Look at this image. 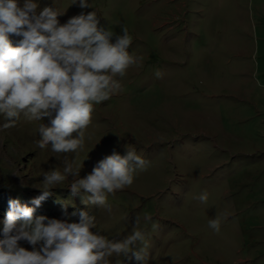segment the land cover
Returning a JSON list of instances; mask_svg holds the SVG:
<instances>
[{"label":"rangeland","instance_id":"obj_1","mask_svg":"<svg viewBox=\"0 0 264 264\" xmlns=\"http://www.w3.org/2000/svg\"><path fill=\"white\" fill-rule=\"evenodd\" d=\"M88 2L92 7L81 9L78 0H39L37 11L57 7L61 24L96 11L116 34L127 27L129 52L142 60L128 68L118 94L94 106L78 154L37 147L39 125L50 126L48 118H21L1 130L0 221L8 201L17 199L36 208L35 215L67 222H79L87 211L109 239L131 234L139 219L147 264H264V0ZM128 148L147 169L110 194L106 206L85 205L67 182L39 207L32 204L43 173L62 169L65 157H87L83 177ZM205 192L208 200L201 202ZM57 199L70 201L66 210ZM145 214L152 217L147 224ZM214 219L218 232L208 226ZM2 230L0 223V238Z\"/></svg>","mask_w":264,"mask_h":264},{"label":"clouds","instance_id":"obj_2","mask_svg":"<svg viewBox=\"0 0 264 264\" xmlns=\"http://www.w3.org/2000/svg\"><path fill=\"white\" fill-rule=\"evenodd\" d=\"M76 3L72 0L70 5ZM78 3L81 9L92 7L88 0ZM38 8L39 0H23L22 7L20 0H0V130L16 126L21 118H48L50 126L39 125L37 147L78 154L94 106L118 94L128 68L142 57L130 54L133 37L127 27L116 34L101 25L96 11H82L61 24L58 17L64 12L57 7ZM83 161L65 157L62 169L44 172L42 187H36L41 194L32 204L39 207L53 195L51 189L67 182L72 196L82 193L85 205L106 206L110 194L131 185L148 166L129 148L126 155L113 152L81 177ZM198 199L207 202L208 194ZM55 202L65 210L70 203ZM8 204L0 221V264H111L113 256L115 264H147L146 230L139 227V219L131 234L116 240L103 235L96 217L87 211L79 213V222H67L35 215L36 208L17 199ZM143 220L147 224L152 217L145 214ZM208 226L218 232L220 220H210Z\"/></svg>","mask_w":264,"mask_h":264},{"label":"bare ground","instance_id":"obj_3","mask_svg":"<svg viewBox=\"0 0 264 264\" xmlns=\"http://www.w3.org/2000/svg\"><path fill=\"white\" fill-rule=\"evenodd\" d=\"M1 131V130H0ZM2 134V131L0 132V135ZM17 151H19L18 149H16ZM1 157H3V154H0ZM5 158H7V156H5ZM2 159V158H1ZM6 160V159H5Z\"/></svg>","mask_w":264,"mask_h":264}]
</instances>
